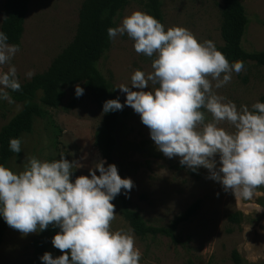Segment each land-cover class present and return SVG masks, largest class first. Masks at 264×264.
<instances>
[{
	"label": "rangeland",
	"instance_id": "374dc122",
	"mask_svg": "<svg viewBox=\"0 0 264 264\" xmlns=\"http://www.w3.org/2000/svg\"><path fill=\"white\" fill-rule=\"evenodd\" d=\"M82 1L30 0L20 50L11 61L20 82L31 78L25 76L29 70L33 75L44 71L71 41ZM3 2L0 0V9ZM240 2L248 19L241 47L248 53L264 51V0ZM220 9L221 0H161L165 29L173 25L183 26L199 40H212L216 47L222 44ZM134 10L144 11L143 0H128L114 17L115 26ZM132 45L133 41L126 35L117 36L96 62V68L112 84L121 104L125 94L117 86L130 84L134 70L151 71V58L137 54ZM244 65L245 70L233 73L231 81L216 90L233 101L237 108L241 105L250 107L264 95V66L252 61ZM75 85L61 86L64 95L57 107L41 105L40 90L32 101L17 102L11 96V103L0 101V127L25 103H35L43 109L41 115L33 117L31 130L18 137L21 139V152L14 153L7 160L6 165L10 169L22 170L28 157L50 160L64 154L69 161L81 165L74 169L71 177L74 179L88 175V169L98 160L105 163L94 145V133L103 113L81 84L84 92L76 97ZM151 87L149 85V89ZM123 108L129 110L130 115L119 116L112 155L120 165V176L133 182L127 197L123 190L121 193L130 207L138 210L148 224L168 227L176 216L183 215L191 204L198 202L192 214L177 224L172 236L158 233L140 237L133 232L115 201H111L116 213L111 228L131 229L135 245L142 254L140 264H231L232 249H236L248 262L264 264V186L258 187L251 199L235 197L218 181L209 178L208 169L199 167L191 170L181 165L178 157H165L157 150L139 114L129 106ZM206 118L211 117L206 114ZM222 126L231 130L227 124ZM216 159L218 166V156ZM234 212L240 215L237 223L228 220V215ZM39 232L22 235L8 226L0 243V264H42L34 257L32 247V240Z\"/></svg>",
	"mask_w": 264,
	"mask_h": 264
},
{
	"label": "clouds",
	"instance_id": "9594fccd",
	"mask_svg": "<svg viewBox=\"0 0 264 264\" xmlns=\"http://www.w3.org/2000/svg\"><path fill=\"white\" fill-rule=\"evenodd\" d=\"M106 32L109 40L124 35L131 39L137 54L151 58V71L134 70L130 84L117 86L125 94L123 104L119 98L108 99L102 112L131 107L165 157H178L191 170L208 169L209 178L225 191L251 199L264 186V102L237 108L216 91L233 73L245 70L244 62L230 63L212 40H199L183 26L165 29L141 10L125 15ZM19 50L0 31V101L11 103L9 92L21 88L11 63ZM32 75L31 70L25 73ZM83 92L80 84L74 86L76 97ZM8 147L21 152V139L10 138ZM79 166L64 154L52 160L28 157L18 171L0 164V217L22 235L58 226L51 243L61 254L53 257L45 251L39 257L42 264H140L142 254L131 229L111 228L116 215L111 201L122 190L127 197L132 180L102 159L88 175L72 179Z\"/></svg>",
	"mask_w": 264,
	"mask_h": 264
},
{
	"label": "trees",
	"instance_id": "16d2710c",
	"mask_svg": "<svg viewBox=\"0 0 264 264\" xmlns=\"http://www.w3.org/2000/svg\"><path fill=\"white\" fill-rule=\"evenodd\" d=\"M128 0H83L78 9V20L71 41L52 59L49 66L42 72L35 73L29 80L20 82L18 91L9 92L17 102L32 101L37 91H41V105L57 107L63 98L61 86L81 84L85 87L93 102L102 111L103 102L117 98L112 84L96 68V62L108 50L111 40L107 36V28L115 27L114 17L122 10ZM30 0H4L0 13V31L6 33L8 42L20 43L23 23ZM144 12L154 16L163 24L161 0H143ZM220 38L222 44L217 46L231 63L241 60L244 64L252 61L264 66V51L246 52L241 47V39L246 31L248 19L240 0H221L220 9ZM86 82V83H85ZM264 102V95L259 98ZM43 109L35 103H25L18 113L0 127V164L6 165L7 160L14 154L9 150L10 138H18L22 133L29 132L33 117L41 115ZM103 113V112H102ZM129 116L130 111L121 110L103 113L101 123L94 133V145L105 159V164L114 163L120 175V165L114 160L112 151L115 146L114 131L119 116ZM58 159V158H51ZM259 190V188H257ZM123 217L128 221L133 232L144 237L147 234L158 233L172 236V231L182 220L186 219L198 206L194 202L183 215L176 216L168 227L148 224L140 212L130 207L129 201L122 195L114 199ZM264 216V198L262 199ZM240 215L234 212L228 215V220L239 222ZM8 228L0 217V243ZM59 231L58 226L49 225L32 240L33 254L38 260L45 251L53 257L61 254L53 247L51 239ZM231 264H261L246 261L236 249L230 252Z\"/></svg>",
	"mask_w": 264,
	"mask_h": 264
}]
</instances>
